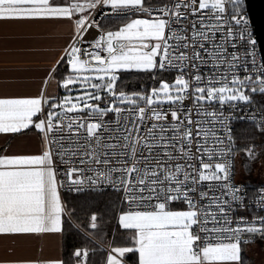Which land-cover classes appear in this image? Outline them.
Listing matches in <instances>:
<instances>
[{
  "label": "snow or ice",
  "instance_id": "1",
  "mask_svg": "<svg viewBox=\"0 0 264 264\" xmlns=\"http://www.w3.org/2000/svg\"><path fill=\"white\" fill-rule=\"evenodd\" d=\"M242 3L0 0V23L74 27L66 66L48 73L65 95L0 98V134L35 132L39 142V154H0V235L58 234L63 249L0 264H247L241 241L264 238V188L246 204L234 183L235 155L257 152L237 145L231 124L251 93L264 94V56L246 47ZM131 76L151 86L126 90ZM246 118L264 137V105ZM105 188L99 211L91 193ZM61 189L83 194L86 224ZM106 214L124 241L107 249Z\"/></svg>",
  "mask_w": 264,
  "mask_h": 264
},
{
  "label": "crops",
  "instance_id": "2",
  "mask_svg": "<svg viewBox=\"0 0 264 264\" xmlns=\"http://www.w3.org/2000/svg\"><path fill=\"white\" fill-rule=\"evenodd\" d=\"M73 32L74 27L67 18L25 24L0 23V98L33 97L41 93L59 95L58 77H49L48 73L53 66L59 69L66 65L67 57L64 60L61 57ZM23 131L28 133V130ZM38 148L35 132L23 137L0 134V154H4V149L12 153L39 154ZM62 244L58 234H30L25 238L0 235V260L58 256Z\"/></svg>",
  "mask_w": 264,
  "mask_h": 264
},
{
  "label": "trees",
  "instance_id": "3",
  "mask_svg": "<svg viewBox=\"0 0 264 264\" xmlns=\"http://www.w3.org/2000/svg\"><path fill=\"white\" fill-rule=\"evenodd\" d=\"M244 10H247L246 7ZM102 25H107L112 30L118 26L117 21L109 18L105 19L102 22ZM66 65L61 66L65 67ZM127 89L126 90H138L141 84L144 87H150L151 81L148 80L146 76L144 77H135L131 76L126 78ZM254 99V105L258 108L260 105H264V94L251 93ZM234 139L238 146L241 148H245L248 146L255 145L257 158L251 159L246 152L239 151L235 156V164H236V177L239 181L244 182L249 190V197L252 198L257 190H259L264 183V152L261 151L260 145L264 142V137H261L259 134V129H257L252 122H236L233 129ZM112 192L109 191H101L94 192L91 195L96 196L97 200L93 204V207L96 210L103 211L105 208V203L108 200L109 196ZM83 194L80 193H66L64 198L69 202L70 207L77 208V215L80 221H83L85 224L87 222V216L85 215V210L87 208V203H84L80 200H77L76 197L81 196ZM117 225L112 222L107 214L104 217V222L101 223L100 229L98 231V235L103 234L102 243L106 249L108 247L109 242L113 244V246L117 244H123V238L116 232ZM120 232L124 230L120 229ZM261 237L253 236L250 239L248 238L246 242H242V257L247 261V264H256L257 255L252 250V247L256 244L261 245L264 243V239L261 241ZM90 247H98V245L90 244ZM63 248V244H62ZM105 253H99V255H104ZM131 255V254H129Z\"/></svg>",
  "mask_w": 264,
  "mask_h": 264
},
{
  "label": "built area",
  "instance_id": "4",
  "mask_svg": "<svg viewBox=\"0 0 264 264\" xmlns=\"http://www.w3.org/2000/svg\"><path fill=\"white\" fill-rule=\"evenodd\" d=\"M240 7H241L240 15L241 16H244L247 19V24L244 26V28H245V39L248 42L247 45H246V47H248L249 50H250L251 47H252V45H253V43H254L255 48H256V51L259 53L260 52V47H259V44H258V42L256 40V35H255V31H254V27H253V24H252L250 15L248 14L247 10H244V8L246 7V0H243V3L241 4ZM93 15L95 16V18L97 19V21L100 22L101 24L105 20V17L103 15L98 14V12L97 13H94ZM85 36L87 37V34H85ZM85 46H87V45H85ZM256 108L257 107L254 104L251 105V106L245 105V106L241 107V109L238 112H234L233 114L235 116H237V117H245V118L244 119H239L238 118V119L232 121V124H231L232 128L234 129V125H235L236 122H240V121H242V122H251L246 117L248 115L252 114L253 112H255ZM257 115H258V113H257ZM235 160H236V156L233 159V177H234V183H236L237 186H240V187L243 188V193L242 194H245L246 193V195H245V202L247 204L250 200L251 201H254L256 198L259 197V195L262 194L260 190L262 188H264V183H263L262 187L259 190H257V192L255 193V195L252 198H250L249 197V190H248L247 185L244 182L239 181L237 179V177H236V164H235ZM60 191H61L62 198H64V195L66 193H68L64 189H61ZM103 191L112 192V189L111 188H105ZM250 207L253 208V209H255L256 208L255 203L253 202L250 205ZM252 214H253L252 211H249L247 209H241V210L238 211L237 217H239V216H245L246 218H248L249 220H251ZM260 214H264V212H261ZM255 236L261 237L258 234L255 235ZM247 239H248V237H245V239L242 240L241 243L242 242H246Z\"/></svg>",
  "mask_w": 264,
  "mask_h": 264
},
{
  "label": "water",
  "instance_id": "5",
  "mask_svg": "<svg viewBox=\"0 0 264 264\" xmlns=\"http://www.w3.org/2000/svg\"><path fill=\"white\" fill-rule=\"evenodd\" d=\"M246 9L251 18L261 54L264 56V0H246Z\"/></svg>",
  "mask_w": 264,
  "mask_h": 264
},
{
  "label": "rangeland",
  "instance_id": "6",
  "mask_svg": "<svg viewBox=\"0 0 264 264\" xmlns=\"http://www.w3.org/2000/svg\"><path fill=\"white\" fill-rule=\"evenodd\" d=\"M81 91H83V90L81 89ZM65 94H66L65 93V90L61 87V90H60V94L59 95L60 96H63ZM73 94L75 95L76 93L74 92ZM252 250L255 252V255H257V262H256V264H264V243H262L261 245H259V244L254 245L252 247Z\"/></svg>",
  "mask_w": 264,
  "mask_h": 264
},
{
  "label": "bare ground",
  "instance_id": "7",
  "mask_svg": "<svg viewBox=\"0 0 264 264\" xmlns=\"http://www.w3.org/2000/svg\"><path fill=\"white\" fill-rule=\"evenodd\" d=\"M263 239V238H262ZM262 239H261V241H262Z\"/></svg>",
  "mask_w": 264,
  "mask_h": 264
}]
</instances>
